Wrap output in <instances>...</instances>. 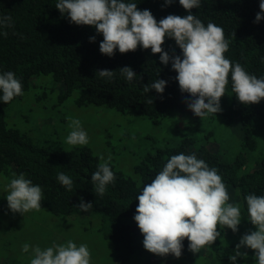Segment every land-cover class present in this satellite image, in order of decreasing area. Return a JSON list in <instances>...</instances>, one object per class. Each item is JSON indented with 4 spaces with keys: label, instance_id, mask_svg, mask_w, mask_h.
Returning a JSON list of instances; mask_svg holds the SVG:
<instances>
[{
    "label": "trees",
    "instance_id": "obj_1",
    "mask_svg": "<svg viewBox=\"0 0 264 264\" xmlns=\"http://www.w3.org/2000/svg\"><path fill=\"white\" fill-rule=\"evenodd\" d=\"M136 2L137 9H148L156 21L169 14H187L178 0H171L167 5L164 0ZM55 3L56 0H0V16L11 17V26L0 28L3 33L0 34V72L12 71L19 78L23 93L11 101L26 104L28 116L44 111L54 114L56 124L64 123L67 118V114H60L66 100L77 107L104 106L122 115L139 116L142 123H149L144 140L151 143L144 144L142 148L146 151L138 155V160L136 153L133 154L130 172L133 175L124 174L116 161L109 162L114 179L103 195H97L90 176L97 170L99 156L91 147L65 145L61 136L67 133L68 127H54L47 132L43 128L47 127L46 123L39 126L42 140H30L24 126L7 121L11 101L0 102V174L9 178L24 173L25 178L38 184L42 191V209L38 211L50 215V219H38L34 225L27 221L16 231H8L7 224L4 230V223H0L2 264H29V251L21 252L24 243L29 244L31 251L33 245L43 249L53 242L68 240L77 245L86 244L93 264L95 260L106 264H148L150 261L154 264H231L227 256L233 254L240 236L255 230L247 220L243 197L248 193L264 194V98L257 103L241 104L231 92L229 80L219 98L220 111L214 113L218 116L204 118L209 126L204 125L187 109L190 97L179 91L171 61L161 64L159 53H151L139 45L125 53L114 50L111 57L101 54L98 44L102 36L95 32L94 26L69 23L66 13L62 16L55 9ZM258 3L259 0H201L200 7L188 11L205 25L212 22L220 26L229 41L223 55L260 77L264 75V17L253 23L259 11ZM90 36L94 37L92 41ZM161 48L169 57L180 55L172 38H164ZM124 66L136 74L130 82L119 73V68ZM102 69L112 70L113 78L100 77L96 72ZM33 74H45L57 87L60 84L61 92L52 97L55 107L40 105L39 97L27 92ZM153 79L166 81L163 92L156 93L150 88L143 93L142 86ZM181 114L185 115L184 121ZM216 119L220 120L221 128L234 122V133L228 128L222 132L216 129ZM51 121L46 119L48 123ZM212 134L222 138L211 139L208 136ZM133 143L130 138L122 141L125 149ZM179 152L195 153L209 167L216 168L228 194L226 202L240 205L241 220L235 232L217 225L219 235L209 247L193 253L187 248L185 237L179 257L169 253L157 255L162 259L157 260L142 247V234L132 219L137 204L135 196L144 183H150L167 159ZM57 172L72 177L71 190L66 191L59 185ZM81 201L91 206L81 211L76 207ZM2 210H8L5 199H0ZM238 251L246 255L237 257L236 264H254L252 249L241 246Z\"/></svg>",
    "mask_w": 264,
    "mask_h": 264
},
{
    "label": "clouds",
    "instance_id": "obj_2",
    "mask_svg": "<svg viewBox=\"0 0 264 264\" xmlns=\"http://www.w3.org/2000/svg\"><path fill=\"white\" fill-rule=\"evenodd\" d=\"M169 3L171 0H164V5ZM136 4V0H56L55 9L62 16L66 13L69 23L94 26L95 32L102 36L98 44L101 54L111 57L114 50L125 53L139 45L141 49L159 53L161 64L171 61L179 91L190 97L186 107L199 119L220 111L219 98L225 93L229 80L231 92L241 104L257 103L264 98V75L257 77L241 64L230 62L223 55L229 44L223 29L212 22L205 25L188 11L200 7L201 0H178L187 14H169L159 21L148 9H137ZM258 8L253 23L264 17V0H259ZM6 26H11V17L0 16V28ZM166 37L174 40L180 50L179 56L169 57L162 50L161 44ZM93 39L89 37V41ZM96 73L107 80L114 75L108 69ZM119 73L126 82L136 77L129 66L119 68ZM165 84L163 79H153L142 86V91L147 93L151 88L162 93ZM22 94L16 75L12 71L0 72V102L6 104ZM68 127L70 131L64 140L67 145L88 143V135L78 118H72ZM98 160L90 184L97 195H103L114 174L109 166L110 157L101 156ZM56 181L66 191L71 190V176L57 172ZM0 193L5 194L10 212L22 214L41 209V187L25 178L24 173L14 174L12 178L0 177ZM135 199L137 204L132 219L142 234V247L159 256L170 253L179 257L185 237L187 248L196 253L201 247H209L218 237L217 225L235 232L241 220L240 205L226 202L228 194L216 168L209 167L195 153L171 155L150 183L143 184ZM243 200L247 220L255 230L242 234L233 254L227 258L231 264H236L237 257L246 255L238 251L243 246L253 250L254 264H264V194L248 193ZM90 206L81 201L76 207L84 211ZM29 247L24 243L21 252H28ZM30 257L29 264H90L87 245H77L72 240L53 242L43 249L33 245Z\"/></svg>",
    "mask_w": 264,
    "mask_h": 264
},
{
    "label": "rangeland",
    "instance_id": "obj_3",
    "mask_svg": "<svg viewBox=\"0 0 264 264\" xmlns=\"http://www.w3.org/2000/svg\"><path fill=\"white\" fill-rule=\"evenodd\" d=\"M50 76H45V74H33L28 81L27 92L29 94H35L40 99V105L48 106L49 108H53L56 106V102L52 101L53 95H57L61 92L60 84L57 85L51 82ZM57 89H55L56 87ZM67 104L64 106V109L60 111V114H67V118L64 123L56 124L54 122V114H48V111L38 112L35 115H27L25 112L26 104L21 102H9V115L7 121L9 124L17 125L20 124L24 126L30 135V140L36 141L37 138L40 137V127L46 123L47 127H43L47 132H50L54 127H68L69 122L72 118H78L81 122V127L88 135V143L85 144L87 147H91L92 150L99 156L110 157L109 162L116 161L117 166L121 168L124 174L133 175L131 172V166L134 161L132 158L133 154L136 153L137 160L138 155L145 152L142 147H144L145 143L150 144L151 141L144 140L146 138V130L148 129L149 123H142L139 120V116H126L122 115L114 111L113 109H107L104 106H96V105H87L86 107H77L71 101L66 100ZM48 114L45 118L41 117ZM182 115V114H181ZM218 116L217 114H214ZM212 116V115H210ZM51 118V123L46 122V119ZM183 121L185 119V115H182ZM202 121V124L208 125V121L196 118ZM116 124V126H113ZM220 120L216 119L214 121V125L216 129L222 130L224 128H228L229 132L232 130L234 133L235 123L233 122L229 126H225L221 128L219 126ZM234 125V126H233ZM68 131H70L68 127ZM67 131V133H68ZM61 136L62 141L65 145H67L64 140L65 136ZM218 134H212L208 136L211 139L219 140L222 136H217ZM126 138H130L133 140V145L125 147L122 144V141ZM199 141H201L199 139ZM69 146V145H68ZM233 150V147H232ZM233 153V152H232ZM0 177L7 178L5 175L0 174ZM9 178H12L10 176ZM6 182V180H5ZM4 193H0V199H4ZM41 207V206H40ZM7 209V207H6ZM42 209V208H41ZM39 210V209H38ZM38 210H29L22 214L18 212H10L9 210L0 212V223H4V230L6 229L5 224L9 226L8 231L19 230L22 225H26L27 221L34 225L36 220L41 218L50 219V215L46 211H38ZM35 215L34 217H31ZM19 251V248L16 249ZM5 254L8 251L4 250ZM29 254L31 251L29 250ZM149 256L156 258L157 260H162L157 257L156 254L148 252ZM31 258V257H30ZM154 260V259H153ZM96 264H106V262L101 260H95ZM93 264V260L90 261ZM0 264H2V260H0ZM148 264H154L153 261H150Z\"/></svg>",
    "mask_w": 264,
    "mask_h": 264
}]
</instances>
